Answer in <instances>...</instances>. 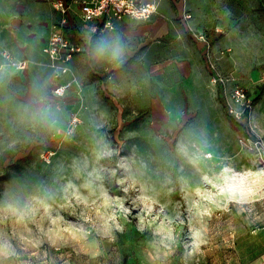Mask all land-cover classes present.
<instances>
[{
  "label": "rangeland",
  "instance_id": "1",
  "mask_svg": "<svg viewBox=\"0 0 264 264\" xmlns=\"http://www.w3.org/2000/svg\"><path fill=\"white\" fill-rule=\"evenodd\" d=\"M262 6L185 3L194 26L214 31L221 71L251 99L237 120L222 88L187 107L174 53L115 92L80 63V84L55 95L42 56L57 20L51 0H0V264H255L264 255ZM178 21L168 39H181Z\"/></svg>",
  "mask_w": 264,
  "mask_h": 264
},
{
  "label": "crops",
  "instance_id": "2",
  "mask_svg": "<svg viewBox=\"0 0 264 264\" xmlns=\"http://www.w3.org/2000/svg\"><path fill=\"white\" fill-rule=\"evenodd\" d=\"M142 1L149 3L158 2L160 5L158 14L148 21L126 17L123 20L116 21L113 29L103 30V25L100 21L85 23L77 14L71 13L69 25L66 27L67 35L83 46V51L77 54L71 63L74 74L80 70L78 67L79 64L83 63V69H91L100 79L103 78V84L107 83L110 91L115 92L118 88L119 81H124L126 87L132 86L136 82L135 80L131 82V79H129L133 72L139 73L140 76L142 74L144 75L146 74L145 71L151 68L154 70L161 65V62H156L159 58L168 57V59H172L170 55L174 53L176 57L173 58V64H175L173 66L183 81L187 103L193 102L195 99H203L204 93L211 94L212 100L214 101L215 88L210 84V71L204 58L205 44L192 37L188 26L181 19L182 14L179 4L175 0ZM53 9L55 10L54 6ZM55 13L57 14V23L60 20V14L56 10ZM192 14L194 18V13ZM174 18L179 20L178 23L182 32L181 39H168L173 37L174 32L177 31ZM189 24L198 31L206 32L213 43L214 31L208 33L194 26L192 22ZM52 26L53 24L51 25L50 34L52 32ZM85 33L87 35L99 34V36L98 39H89L85 37ZM48 41L42 56H45L47 60V66L51 74L50 80L55 86L58 83L65 82L70 76L66 78L62 77L61 79L54 77V71L50 66V60L45 51ZM101 42L104 43L106 48L103 54L97 52V47ZM116 48L120 50L118 57L112 55V51ZM81 55L84 57H81ZM142 61L144 64L140 67L139 62ZM153 62L154 64H152ZM167 65L169 68L165 69L161 75L159 74L160 77H163V84L158 85L159 87L157 89L161 91H168L167 84L170 83L167 82L169 81L167 77L170 73L171 64L168 63ZM218 65L220 69H223L219 62ZM155 82L157 80H152L151 84L154 85ZM187 107L197 108L199 106L193 102L191 105L188 104ZM255 264H264V255L260 256Z\"/></svg>",
  "mask_w": 264,
  "mask_h": 264
},
{
  "label": "built area",
  "instance_id": "3",
  "mask_svg": "<svg viewBox=\"0 0 264 264\" xmlns=\"http://www.w3.org/2000/svg\"><path fill=\"white\" fill-rule=\"evenodd\" d=\"M175 1L180 6L182 20L188 26L192 37L205 44L204 58L210 71L211 86L224 89L227 111L230 115L237 120L244 118L245 112L251 108V99L245 89L239 85L234 74L224 73L219 68L209 35L190 26L193 14L185 9L187 0ZM52 3L60 14V20L53 25L45 51L54 71V77L61 79L70 76L65 82L55 85L53 93L59 97L66 96L73 87L80 84L71 68V63L74 57L83 51V46L67 35L66 27L69 25L71 13L77 14L85 23L100 21L105 30L113 29L116 21L126 17L142 21L151 20L158 14L160 6L158 2L149 3L142 0H53ZM230 84L235 86L227 93ZM79 122L80 117L75 113L71 118V124L73 127H78Z\"/></svg>",
  "mask_w": 264,
  "mask_h": 264
},
{
  "label": "clouds",
  "instance_id": "4",
  "mask_svg": "<svg viewBox=\"0 0 264 264\" xmlns=\"http://www.w3.org/2000/svg\"><path fill=\"white\" fill-rule=\"evenodd\" d=\"M105 50H106L105 45L103 42H101V44L97 47V52L100 54H103L105 52ZM119 54H120V50L118 48H116L112 51V55L114 57H118Z\"/></svg>",
  "mask_w": 264,
  "mask_h": 264
},
{
  "label": "trees",
  "instance_id": "5",
  "mask_svg": "<svg viewBox=\"0 0 264 264\" xmlns=\"http://www.w3.org/2000/svg\"><path fill=\"white\" fill-rule=\"evenodd\" d=\"M260 11H261L262 13H264V6H262V7L260 8Z\"/></svg>",
  "mask_w": 264,
  "mask_h": 264
},
{
  "label": "bare ground",
  "instance_id": "6",
  "mask_svg": "<svg viewBox=\"0 0 264 264\" xmlns=\"http://www.w3.org/2000/svg\"><path fill=\"white\" fill-rule=\"evenodd\" d=\"M212 156V154L211 153H207V157H211Z\"/></svg>",
  "mask_w": 264,
  "mask_h": 264
}]
</instances>
